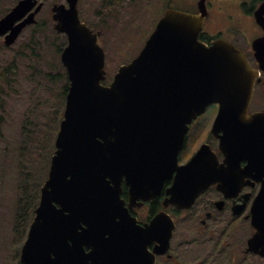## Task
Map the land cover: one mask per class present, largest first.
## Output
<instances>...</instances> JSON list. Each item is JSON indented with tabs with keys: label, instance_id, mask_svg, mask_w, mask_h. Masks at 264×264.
<instances>
[{
	"label": "water",
	"instance_id": "obj_1",
	"mask_svg": "<svg viewBox=\"0 0 264 264\" xmlns=\"http://www.w3.org/2000/svg\"><path fill=\"white\" fill-rule=\"evenodd\" d=\"M68 2L69 20L63 5L54 8V29L68 40L61 53L69 82L65 108L20 264H144L152 228L129 215L122 184L130 202L145 201L176 171L167 203L183 206L228 177L208 145L177 164L190 125L214 103L212 131L222 132L215 137L229 170L246 154L261 164L264 113L248 115L256 71L230 43L200 41L207 16L200 0L196 14L167 9L138 55L102 85L98 35L80 21L77 0ZM33 6L21 0L0 19V36L10 30L7 45L33 22L34 13L13 27ZM263 15L264 2L254 12L257 21ZM166 226L168 243L171 221Z\"/></svg>",
	"mask_w": 264,
	"mask_h": 264
},
{
	"label": "flooded vegetation",
	"instance_id": "obj_2",
	"mask_svg": "<svg viewBox=\"0 0 264 264\" xmlns=\"http://www.w3.org/2000/svg\"><path fill=\"white\" fill-rule=\"evenodd\" d=\"M16 1L17 4L20 0ZM162 1L163 11L179 9L189 13L198 12L199 0ZM204 1L207 16L204 20L201 40L210 45L214 40L222 39L241 50L249 65L256 71L248 114L264 113V15L258 21L254 18V12L264 0ZM33 2V8L25 17L15 22L13 27L32 13H34L33 22L25 25L9 45H6L5 39L10 30L1 35L0 43L4 48L12 49L15 44H25V48L28 44H43L39 39L50 28L54 34L63 39L60 44H67L66 34L54 31L56 23L54 8L63 5L64 18L69 20L68 0H33ZM78 2L79 0H77L78 17L98 35L99 44L112 42V35L101 40L103 29H96L83 20ZM216 11L222 12L225 23L223 30L217 29L218 26L214 24L219 16ZM106 17L113 20L116 14L107 13ZM211 22L216 28L214 33L210 27ZM24 34H27V38L20 43ZM255 40L256 44L253 43ZM63 47L59 49V58ZM56 53L53 56L55 60H57ZM210 107L215 109L210 128L199 124L192 130L194 124L190 126L183 148L178 155V165L186 164L205 144L216 153L218 162L222 163V169L228 170L226 173L228 177L211 184L195 197L191 204L183 206L167 203L176 171L164 180L157 195L145 201L130 202L127 188L125 193L124 189L122 190L121 198L126 202L129 215L137 224L152 228V232L144 237V264H264V160L259 164L251 155L246 154L235 162L233 169L229 170L230 164L219 151V140L215 137L217 133L222 134V132L212 131L218 105L212 104ZM189 134L194 139L201 134L207 136L191 153H189L191 143ZM170 221L173 227L167 243L166 224Z\"/></svg>",
	"mask_w": 264,
	"mask_h": 264
},
{
	"label": "rangeland",
	"instance_id": "obj_3",
	"mask_svg": "<svg viewBox=\"0 0 264 264\" xmlns=\"http://www.w3.org/2000/svg\"><path fill=\"white\" fill-rule=\"evenodd\" d=\"M16 2L0 0V18ZM78 7L87 24L103 29L101 40L113 37L112 42L101 44L107 83L120 65L138 55L163 14L162 0H79ZM107 13L116 17L109 20ZM218 13L214 24L223 30L222 12ZM214 24L210 25L212 33ZM26 38L24 34L20 43ZM39 40L43 44H28L26 48L25 44H15L9 50L0 43V264L19 262L27 229L25 222L17 227L16 218L21 215L28 219L32 202L23 199L18 208V201L32 188L38 196L65 106L67 78L59 58V49L65 44H60L63 39L51 28ZM54 53L57 60L53 59ZM214 113L209 106L193 123L192 130L199 124L211 126ZM191 134L189 153L206 136L194 139Z\"/></svg>",
	"mask_w": 264,
	"mask_h": 264
},
{
	"label": "trees",
	"instance_id": "obj_4",
	"mask_svg": "<svg viewBox=\"0 0 264 264\" xmlns=\"http://www.w3.org/2000/svg\"><path fill=\"white\" fill-rule=\"evenodd\" d=\"M40 186V185H39ZM123 189H124V193L126 192V187L123 186ZM23 199H28L30 202H32L31 206L29 207L30 208V211H29V215L28 216V219H26L25 217L21 218V215L19 216L18 213L16 214L17 218H16V223L17 225H20L22 222L26 221V226L29 225L32 217H33V211L37 205V199H38V196H37V193L34 192V189L32 188L31 189V192H28V193H24L23 192V196H21L19 198V201H18V208H19V205H20V202L23 200ZM18 211V209H17Z\"/></svg>",
	"mask_w": 264,
	"mask_h": 264
}]
</instances>
